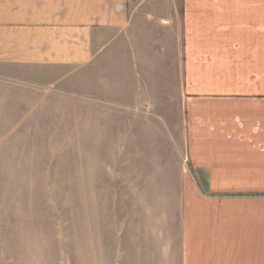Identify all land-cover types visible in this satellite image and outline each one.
Segmentation results:
<instances>
[{
    "label": "rangeland",
    "instance_id": "374dc122",
    "mask_svg": "<svg viewBox=\"0 0 264 264\" xmlns=\"http://www.w3.org/2000/svg\"><path fill=\"white\" fill-rule=\"evenodd\" d=\"M148 1L87 67L1 77L0 264H177L180 40Z\"/></svg>",
    "mask_w": 264,
    "mask_h": 264
},
{
    "label": "crops",
    "instance_id": "0c3cea01",
    "mask_svg": "<svg viewBox=\"0 0 264 264\" xmlns=\"http://www.w3.org/2000/svg\"><path fill=\"white\" fill-rule=\"evenodd\" d=\"M134 1L0 0V88L20 68L87 67L100 34L149 2ZM157 7L180 40L177 264H264V0Z\"/></svg>",
    "mask_w": 264,
    "mask_h": 264
}]
</instances>
